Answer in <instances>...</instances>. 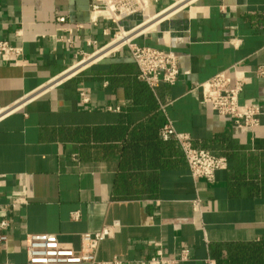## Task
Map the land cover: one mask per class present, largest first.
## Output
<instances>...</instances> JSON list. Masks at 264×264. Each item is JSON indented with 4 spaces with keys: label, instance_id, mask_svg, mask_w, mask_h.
<instances>
[{
    "label": "crops",
    "instance_id": "1",
    "mask_svg": "<svg viewBox=\"0 0 264 264\" xmlns=\"http://www.w3.org/2000/svg\"><path fill=\"white\" fill-rule=\"evenodd\" d=\"M173 6L135 40L179 58L176 83L151 89L126 49L86 60L113 36L89 23L88 0H0V40L22 50L0 59V264H26L27 234L78 250L104 226L114 230L99 261L141 264L162 249L186 250L179 264H264V125L233 128L193 91L237 64L239 102L264 101V0ZM167 121L226 159L213 182L191 178L176 142L161 140Z\"/></svg>",
    "mask_w": 264,
    "mask_h": 264
},
{
    "label": "built area",
    "instance_id": "2",
    "mask_svg": "<svg viewBox=\"0 0 264 264\" xmlns=\"http://www.w3.org/2000/svg\"><path fill=\"white\" fill-rule=\"evenodd\" d=\"M164 1H172V3L158 9V6ZM178 1L181 0H88L89 23L93 26H97L100 22L104 23L107 26L103 30L104 35L112 31L113 36L108 44L86 56V60L119 41L125 37L124 35L132 33L148 21L149 17L159 14ZM57 21L64 22V18L60 17ZM124 23H128V25L125 27ZM142 34L127 38L117 50L111 53L126 49L129 58L138 70L139 79L151 89L160 84L174 85L179 75V58L169 50L136 43L135 40ZM93 44L95 43L93 42ZM21 54V48L12 47L7 42L0 40V59L17 58ZM256 73L261 74V72ZM246 80L245 72L241 71L237 64H234L209 80L195 84L193 91L199 93L200 102L203 105L208 106L216 115L230 121L233 128L250 132L254 128L264 125L262 122L264 101L239 102V96ZM78 97L82 104L89 102L84 91L80 90ZM159 137L164 142L169 140L176 142L193 179L213 182L215 173L225 170L227 167L225 158L195 147L190 136L177 132L169 121L160 129ZM194 203L196 206L197 203ZM17 204L11 202L9 206L14 209ZM8 227L9 221L6 218V212L0 210V243L7 242ZM113 230V226H104L98 232L81 234L78 250L61 247L55 234H27L23 246L26 264H124L118 258L99 261L96 257L98 244L112 237ZM186 260V250H182L172 258H166L163 256L162 249H157L152 257L142 261L141 264H179Z\"/></svg>",
    "mask_w": 264,
    "mask_h": 264
},
{
    "label": "bare ground",
    "instance_id": "3",
    "mask_svg": "<svg viewBox=\"0 0 264 264\" xmlns=\"http://www.w3.org/2000/svg\"><path fill=\"white\" fill-rule=\"evenodd\" d=\"M191 2V1H190ZM177 7V6H176ZM176 7L175 6H173L172 8H167V9H165V10H163L162 12H160L159 14H157V15H155V16H153V17H149L150 18V20L148 19V21H146L144 24H142L140 27H138L137 29H135L132 33H130V34H128V35H124L125 37H123V38H121L119 41H117V42H115V43H113L112 45H110L109 47H107L106 49H104L103 51H101V52H99V53H97L95 56H93L91 59H89V62H90V60H94V59H97V58H102L103 56H105V55H108V54H110L111 52H114L115 50H117L119 47H120V45H121V43L123 42V41H125L127 38H129V37H132V36H136V35H139V34H142V33H144L146 30H148V29H150V27H152L153 25H155L156 23H154L155 22V20H159L160 18H163V16L164 15H166V14H168L169 12H172L173 10H175L176 9ZM152 18V19H151ZM164 19V18H163ZM152 20H154V21H152ZM153 22V23H152ZM159 23H161V22H159ZM158 23V24H159ZM150 24V25H149ZM157 24V25H158ZM157 25H155V27L157 26ZM154 27V28H155ZM153 28V29H154ZM149 31V30H148ZM147 32V31H146ZM145 32V33H146ZM99 58V59H100ZM87 62L88 61H83V62H81V63H79V64H77L76 66H74L71 70L72 71H70V72H68L67 74H65V76H70V75H72L73 73H75L77 70L79 71V69L81 70L82 68L81 67H83V66H85L86 64H87ZM91 62H94V61H91ZM89 64V63H88ZM3 114H1L0 115V117L2 116Z\"/></svg>",
    "mask_w": 264,
    "mask_h": 264
},
{
    "label": "rangeland",
    "instance_id": "4",
    "mask_svg": "<svg viewBox=\"0 0 264 264\" xmlns=\"http://www.w3.org/2000/svg\"><path fill=\"white\" fill-rule=\"evenodd\" d=\"M172 7H173V5L170 6V8H172ZM170 8H169V9H170ZM151 19H152V18H151ZM149 20H150V18H149ZM152 21H154V20H152Z\"/></svg>",
    "mask_w": 264,
    "mask_h": 264
}]
</instances>
